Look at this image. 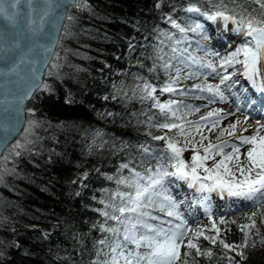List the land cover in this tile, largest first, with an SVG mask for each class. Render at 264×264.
Listing matches in <instances>:
<instances>
[{
  "label": "trees",
  "instance_id": "trees-1",
  "mask_svg": "<svg viewBox=\"0 0 264 264\" xmlns=\"http://www.w3.org/2000/svg\"><path fill=\"white\" fill-rule=\"evenodd\" d=\"M219 2L77 0L70 7L45 72L43 83L51 91H35L26 104L29 131L0 158V264H92L98 259V241L109 236L100 225H115L101 211L111 213L105 204L118 205L117 192L129 191L117 181L130 177L129 169L146 174L166 155L165 142L153 137L176 131L156 127L169 121L153 100L141 99V89L147 83L159 91L170 73L164 65L171 60L195 63L185 39L194 46L203 34L190 33L194 18L185 9L196 5L200 13L211 14ZM223 3L226 14L237 19L240 13L261 14L253 0ZM169 17L185 31L173 28ZM244 36L239 31L238 39ZM194 85L204 83L197 80L173 92L187 117L203 104ZM29 120L36 126L30 128ZM124 164L128 168H121ZM148 211L159 215L154 208ZM251 245L246 259L232 264H264V245ZM202 264L229 261L214 255Z\"/></svg>",
  "mask_w": 264,
  "mask_h": 264
},
{
  "label": "snow or ice",
  "instance_id": "snow-or-ice-1",
  "mask_svg": "<svg viewBox=\"0 0 264 264\" xmlns=\"http://www.w3.org/2000/svg\"><path fill=\"white\" fill-rule=\"evenodd\" d=\"M48 3V0H44ZM75 3L76 0H73ZM212 2V0H209ZM21 3V0H0V16L4 20L14 23L15 18L18 15L17 5ZM253 3L259 5L261 14L259 17L248 13H240L239 19L236 15H228L227 7L224 5L223 0H220L219 4L214 5L216 11L209 13H201L208 19L215 21L217 18H221L225 21H232L237 25V31H242L246 36L251 37V42L254 43L255 47L243 46L237 48L235 52L227 58L225 63L231 65L233 62L241 63L237 60V56L243 55L242 61L246 74L256 73L258 58L261 53L264 52V0H253ZM27 4L30 9L28 27L32 28L31 21V10L34 4V0H27ZM50 5L48 8L42 10L40 16V24L42 26L44 20L48 17ZM187 12L200 13L201 10L196 5H190L185 9ZM71 19V17H69ZM169 22L173 28H177L181 33L185 31L183 27L176 23L171 17ZM200 25L197 24L192 31H197ZM33 34H35L33 32ZM19 46L18 44L16 45ZM175 52L176 50L173 49ZM165 68H170L171 65L165 64ZM211 67V65H208ZM223 67V63L221 64ZM15 71V68L10 69ZM176 76L172 77L169 83H166L160 91L164 92H175L177 91L175 85L182 79L180 76V69L176 68ZM215 71V69H213ZM185 76L183 79H187ZM39 81V78H36ZM230 76L224 75L220 77V83L212 85H194V89L200 91L207 90L212 95L219 97L220 100H224L225 97L220 90V85L224 84L225 81L229 80ZM33 90L40 91H51L49 85L44 84L42 81L35 85V88H30L24 95L20 96L17 103L23 105L24 100L31 96ZM156 88L144 84L141 89V99H151L154 101L153 107H156L160 112L165 115L166 120L156 125L159 129H167L171 132L176 129L175 136H182L185 144L192 145L193 155L191 157V163H186L181 157L183 151L187 150L185 147L180 145L179 140L167 136H154V140H163L165 142L166 155L161 161H158L157 167L148 169L147 175H142L133 169H129L130 177H122L117 181L118 184L125 185L129 191L126 193H117L116 195L120 198V203L117 205L105 204V208L111 207L112 212L101 211L106 220L115 221L114 226H107L101 224L100 229L102 232H106L109 236L98 241V245L101 247L97 248L98 259L93 260L92 264H177V261L181 259L180 249L186 247L187 249H195L197 255H204L211 257L213 252L209 250H202L200 246L194 243V240L199 237H203L205 240L210 241L213 245L217 243L219 236V229H216V223L212 222V228L216 230V235L207 236L204 235V230L199 229L193 231L191 228L185 227V221L177 211V205L168 196H164L163 199L167 201L166 215L173 217L175 220H179L178 224L172 225L169 221V227L164 228L150 224L149 220H158L159 218L151 215L148 211L156 204L154 197L158 196L159 191L162 190L165 178L175 177L179 180L189 182L190 186L198 185L199 191L212 192L219 189L221 192H227L229 196L240 197L246 200L254 201L260 204L264 201V125H260L256 132L251 136L241 135L237 137L239 144L231 145L232 151L227 155H223L218 161H215L210 167L206 166V161L215 158L216 155H220L223 152V145L213 144L209 142L206 146H203V141L208 139L206 136L201 134V139L198 142H194L195 138L189 139L190 132L186 131L182 123H176V120H182L183 115L178 111V102L169 101L167 103H161L156 100L154 93ZM177 106L176 109L173 106ZM20 111H23L21 108ZM29 115H34L33 110H28ZM221 111L214 110L210 111L207 116L201 117V120H208L209 118L216 117L213 121L212 128H215L220 123ZM235 115V113H231ZM174 118V120H173ZM30 128L35 127L37 122L33 120L28 121ZM240 121H236L228 125L227 129H222L220 137L225 134L234 136L236 134V128L240 124ZM244 123H247V117H245ZM193 124L190 122L189 127ZM197 132H200L199 122H195ZM211 131V129H209ZM28 132L29 129H24ZM243 131H247L245 128ZM217 137V139H220ZM227 142H225L226 144ZM198 145L203 147V155L198 150ZM240 145H251L246 152V162H241L240 159ZM15 147H21L20 144ZM147 151V149H145ZM19 155V153H17ZM235 160L233 167H229V163ZM121 168H128L127 164L121 165ZM221 169L223 170L221 172ZM204 175L200 174V171ZM240 173L239 179L236 178V172ZM111 179V177H109ZM101 203H104L101 201ZM161 211L165 208L161 206ZM118 213V214H117ZM257 215L253 212L247 219L251 221L249 224L240 225V231L243 233L244 241L241 244H228L224 239H219L220 245L227 251H234L237 256L246 259L243 251H237V249H243L249 247L250 232L256 228L254 217ZM211 220V218H209ZM264 222V221H262ZM220 223H225L223 219ZM192 233L191 237L188 234ZM256 234L259 235V230L256 229ZM185 238L187 242L185 243ZM260 244L264 245V238L259 241ZM253 248L256 246V241L252 242ZM190 255V251L183 253L186 258ZM103 257V259H99ZM229 264H232V257H227ZM183 264H187V259L183 261Z\"/></svg>",
  "mask_w": 264,
  "mask_h": 264
},
{
  "label": "rangeland",
  "instance_id": "rangeland-1",
  "mask_svg": "<svg viewBox=\"0 0 264 264\" xmlns=\"http://www.w3.org/2000/svg\"><path fill=\"white\" fill-rule=\"evenodd\" d=\"M189 13L191 17L194 18L192 29L195 28L197 24L200 25V28L197 31L191 30L190 33L192 35L203 34V38L198 43L192 42L194 46H191V42H188L187 39H185L187 48L193 47L191 52L196 58L195 63L190 64L189 62H182L179 60L169 61L168 64L171 65V67L169 68L170 73L167 83H169L172 77L176 76V68L180 69V76L182 79L175 85V87L192 86L197 80H202L204 85L215 86L220 83L221 76H230L229 80L220 85V90L225 97L223 101L207 90H204L200 93L203 104L194 114L187 117L182 114L183 111H181L178 106V111L183 115V119L176 121L177 123H182L186 131L190 132L189 139L194 137V142H198L200 141L202 134L208 138L203 141V146H206L209 142L223 145V152L220 155H216L214 160L209 159L206 161V166L210 167L215 161L220 160L223 155H227L232 151L231 145L239 144L237 137H239L241 133L243 136H251L256 132L260 125H264V116L258 114L259 111L263 110L262 108L254 106L253 112L250 113L247 112L248 108L243 109V106L249 107L253 104L251 102L248 103V101L245 102L246 99L242 98L243 93L248 91L247 87L249 86V83L252 84L250 81L248 83V80L245 78L246 72L242 63L244 59L243 55L241 54L237 56V58L241 60V63H232L231 65L225 63L227 58L230 57L237 48L243 46L254 48L255 45L254 43H250L252 38L249 36H244V39L241 40L238 39L239 31H237V25L232 21H226L224 27L221 28V20L218 18L213 21L201 13ZM222 63L223 67H221ZM208 65H211V67ZM256 68L258 74L263 76L264 52H262L258 58ZM213 69H215V71H213ZM185 76L188 78L183 79ZM154 95L161 103L178 101L173 92L162 93L159 90L156 91ZM255 96L256 93L255 95L251 94L252 98H255ZM260 96L261 94L258 95V97ZM176 107L177 106L175 105L173 106L174 109H176ZM214 110L221 111V115L219 125L212 128L213 121L216 117L209 118L208 120H201V117L207 116L210 111ZM231 113H235V115H231ZM245 117H247V123H244ZM251 120L256 121V124L252 125ZM236 121L241 122L236 128V134L234 136L225 134L220 137L221 130L227 129L228 125ZM190 122L193 124L192 127H189ZM195 122H199L200 132H197L196 127L194 126ZM245 128L247 131H243ZM209 129H211V131ZM176 131L169 137L179 140L180 145L187 149L183 151L181 158L184 160V153H186L189 158L187 163L190 164L193 155L192 145L185 144L182 136H175L174 134ZM217 137H220V139H217ZM225 142L227 143L225 144ZM197 147L201 155H203V147L200 145ZM249 147H251V145H240L241 162H246L245 154ZM157 163L151 169L154 170L157 167ZM235 163V160L229 163V167H233V171H235ZM198 171H200L201 175H204L202 170ZM222 171L223 170L221 169V172ZM147 174L148 173L143 175L146 176ZM236 178H241L238 171L236 172ZM198 187V185L190 186L189 182L179 180L175 177L165 178L162 190L159 191L158 196L154 197L156 204L152 207L159 213V215H156L159 220L164 221L163 225L159 226L168 228L170 226L168 223L169 221H171L172 225L180 222L179 220H175L173 217L166 215L168 202L165 201L163 197L168 196L174 203H176L177 211L184 219L186 228H191L193 231L203 229L204 235L213 236L217 233L216 230L212 228V222L216 223V229H219V236L215 245L210 241L205 240L202 236L196 238L194 243L198 244L202 250L210 249L213 252L212 256L221 255L223 260L227 259V262L229 261L227 257H232V262L236 260L237 262L241 261L243 258L237 256L234 251H227L219 244V237H223L224 239L225 236H227V239L224 240L228 244L243 243L244 236L240 231L239 226L251 223L247 217L253 212H256L257 215L254 217L256 228L251 230V238L249 241H256V243L259 242L261 238H264V222H262L264 221V201L257 204L251 200L229 196L227 192H221L219 189L208 192L199 191ZM242 205H246L247 208L243 209L240 207ZM161 206L165 208L164 211L160 210ZM209 218H211V220ZM221 219H223L225 223H220ZM256 229L259 230V235L256 234ZM191 236L192 233H189L188 237ZM186 242L187 238H185V243ZM246 249L247 248L237 249V251H243L245 254ZM186 251H190V255L185 258L183 253ZM180 253L181 259L177 261V264H183L185 259H187V264H202L204 259L212 257H206L202 254L198 256L195 249L189 250L186 247H181Z\"/></svg>",
  "mask_w": 264,
  "mask_h": 264
},
{
  "label": "water",
  "instance_id": "water-1",
  "mask_svg": "<svg viewBox=\"0 0 264 264\" xmlns=\"http://www.w3.org/2000/svg\"><path fill=\"white\" fill-rule=\"evenodd\" d=\"M73 4V0H48V3L34 0L31 29L28 27L30 9L27 0H21L17 5L14 23L0 16V158L25 129L26 104L36 90L22 106L17 101L38 82L44 81ZM49 5L50 14L41 26L42 10ZM13 68L15 71H10Z\"/></svg>",
  "mask_w": 264,
  "mask_h": 264
},
{
  "label": "bare ground",
  "instance_id": "bare-ground-1",
  "mask_svg": "<svg viewBox=\"0 0 264 264\" xmlns=\"http://www.w3.org/2000/svg\"><path fill=\"white\" fill-rule=\"evenodd\" d=\"M218 19H220L221 20V28H223L224 27V25H225V23H226V21L225 20H223V19H221V18H218ZM225 21V22H224ZM220 28V29H221ZM220 43H221V41H220ZM245 78L248 80V81H250V82H252V83H254V84H257L258 82H259V84H260V86H259V90L261 91V92H264V75L263 76H261L260 74H258V71L256 72V73H251V74H246V76H245ZM223 87V86H222ZM241 88V87H240ZM229 89V88H228ZM249 91V92H248ZM246 93H243V95H242V98L243 99H246L245 101L247 102V101H249V100H251L252 101V97H251V94H253V91L251 90V89H249ZM258 103V102H257ZM244 109H246V107L244 108ZM257 113V112H256ZM251 123H252V125L254 124H256V121H254V120H251ZM261 135H264V132H261L260 133ZM171 187V186H170ZM183 199V198H182ZM183 205V204H182ZM240 207H242L243 209H245V208H247V206L246 205H242V206H240Z\"/></svg>",
  "mask_w": 264,
  "mask_h": 264
}]
</instances>
